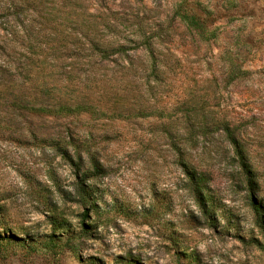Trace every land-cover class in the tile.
Listing matches in <instances>:
<instances>
[{
    "label": "rangeland",
    "instance_id": "1",
    "mask_svg": "<svg viewBox=\"0 0 264 264\" xmlns=\"http://www.w3.org/2000/svg\"><path fill=\"white\" fill-rule=\"evenodd\" d=\"M92 42L109 47L106 60L91 57ZM0 48L16 85L52 88L42 95L22 81L29 103L104 113L26 114L5 107L14 97L0 87V264H264L222 129L264 202V0H0ZM54 141L75 147L65 146L70 162ZM176 149L207 175L214 222L187 189ZM77 179L92 195L84 236Z\"/></svg>",
    "mask_w": 264,
    "mask_h": 264
},
{
    "label": "trees",
    "instance_id": "2",
    "mask_svg": "<svg viewBox=\"0 0 264 264\" xmlns=\"http://www.w3.org/2000/svg\"><path fill=\"white\" fill-rule=\"evenodd\" d=\"M176 16L178 20L181 23H184L194 31H196L198 34H201L203 31L202 23L199 21L197 16L187 13L184 10H178L176 13ZM149 43L144 44V48H148ZM109 47L104 46L102 43L99 42H92V46L90 47V53L91 57L93 55L95 57H98L99 60H106L107 59V50ZM149 49V48H148ZM1 50V48H0ZM113 51L117 54L122 53L123 49L121 45H116V47L113 49ZM5 64L0 63V87H2L3 94H8L9 96L14 97V101L9 103L10 105H6L7 109H19L23 110L26 114H32L36 116H48V117H67V116H78L81 114H86L94 117H102L103 112L99 110V107L90 103L80 102V103H73L71 105L66 103H55L54 105H42V104H35V103H29L27 99L31 97L30 93H25L21 89L24 88V82L25 80H28V86L30 89L36 88L37 92L42 95H47L45 92H49L52 90L51 87L44 86V84L40 85V88L34 87V83L29 81V79H23L20 81V86L16 85L13 79L11 78V74L9 72V69H5ZM24 81L23 83H21ZM18 90V91H17ZM27 91H29L27 89ZM20 92V94L14 96L13 93ZM20 97V98H19ZM223 129L225 138L230 143L234 150L235 157L237 159V164L240 169L241 176L244 179L245 184V190L247 193V200L249 201V206L251 210L254 213V225L257 228L260 236L262 237V241L251 239L249 243L256 248L260 252L264 254V202L263 200L257 199L255 196V193L257 191V185L255 182V177L253 175V172L250 168V166L247 163L246 156L243 152V149L241 148L239 142L236 140L234 133L229 131V129L225 126ZM65 146H71L72 149L75 147L71 143H65L63 144ZM54 148L60 152V155L62 158L68 160L70 162V157L67 155L65 151V146H62V143L59 141L53 142ZM177 154V164L181 168L182 174L185 177L186 183H187V189L189 190L191 196L195 200L199 210L201 213L206 217L207 221L213 220L211 215L214 214V208L211 203V196L208 193L207 188V182L208 177L207 175L196 171L194 168H192L187 162L184 160V158L181 156V152L179 149H176ZM74 152V151H73ZM75 156L78 159V153L75 154ZM90 162H93L92 159H90ZM77 165V164H75ZM74 196L76 198V203L82 207V212L79 215V233L80 235H85L87 232V228L89 225H87V213L92 207L90 190L86 185H84L83 180L77 179L75 184V191ZM54 224L56 223L57 229L61 230L64 229L65 225L62 223L59 224V221L53 220ZM214 222V220H213ZM51 243V244H50ZM48 243L47 245L50 248L56 249V242L54 241Z\"/></svg>",
    "mask_w": 264,
    "mask_h": 264
}]
</instances>
